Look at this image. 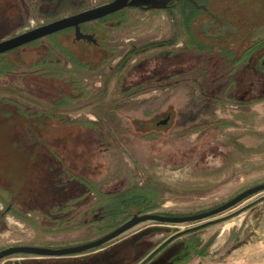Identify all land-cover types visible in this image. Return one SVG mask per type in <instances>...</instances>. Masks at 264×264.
<instances>
[{"label": "rangeland", "instance_id": "374dc122", "mask_svg": "<svg viewBox=\"0 0 264 264\" xmlns=\"http://www.w3.org/2000/svg\"><path fill=\"white\" fill-rule=\"evenodd\" d=\"M107 1L0 0V40ZM203 2L219 12L233 0ZM198 23L189 31L204 51L188 45L179 15L127 7L83 25L103 47L74 42L68 29L0 54V197L30 218L1 200L0 248L47 247L46 236L81 244L126 220L96 206L71 174L105 195L136 188L156 206L150 212L169 215L212 208L264 182V58L232 57V46L201 36ZM133 47L139 52L121 66ZM29 163V176L12 178ZM257 198L264 190L215 217ZM202 222L145 221L100 248L150 230L124 248L122 264H134Z\"/></svg>", "mask_w": 264, "mask_h": 264}, {"label": "crops", "instance_id": "0c3cea01", "mask_svg": "<svg viewBox=\"0 0 264 264\" xmlns=\"http://www.w3.org/2000/svg\"><path fill=\"white\" fill-rule=\"evenodd\" d=\"M257 200L258 198L253 199L219 216L224 217L222 220L175 237L145 264H264V198ZM193 226L195 225L178 231ZM44 239L52 242L51 245L47 244V247L58 248L76 244L70 240L61 242L66 240L64 237L54 239L46 236ZM21 243H10L0 249ZM101 249L103 248L62 257L14 254L2 259L0 264H90L83 258L99 253ZM143 256H140V260ZM138 260L134 264H137Z\"/></svg>", "mask_w": 264, "mask_h": 264}, {"label": "water", "instance_id": "95a60500", "mask_svg": "<svg viewBox=\"0 0 264 264\" xmlns=\"http://www.w3.org/2000/svg\"><path fill=\"white\" fill-rule=\"evenodd\" d=\"M172 0H111L109 2L97 5L95 7H91L55 20L47 22L45 24L36 26L34 28L25 30L23 32L12 35L8 38H4L0 40V54L15 49L17 47L26 45L43 37H46L52 33L58 32L60 30L66 28H73L74 35L77 40H86L88 42H96L94 35L92 33H85L81 30V24L87 23L90 21L98 20L103 18L109 14H112L116 11H119L125 7H143L145 9H164L167 7L168 3ZM194 5L201 7L203 9H207V7L202 4L198 5L196 1L190 0ZM210 18L213 17L212 13H209ZM217 19V17L215 16ZM224 23H227L224 19L222 20ZM213 22L210 20L207 21L206 24L201 25L199 27L200 32H206L209 25H213ZM257 35H264V24L258 28ZM214 36H218L217 34ZM264 190V182L253 185L239 192L235 196L230 199L218 204L212 208L195 212L191 214H183V215H169L162 214L157 212H143V213H135L130 216L128 219L123 221L121 224L116 226L111 231L106 234L90 240L85 243L70 245L65 247H40V246H32V245H11L5 248L0 249V261L6 257H9L14 254H28V255H37V256H72L76 254H81L84 252H88L94 249H98L103 246L105 243L115 239L125 231L134 227L135 225L145 222V221H155L159 223H190L203 221L193 227H190L186 230L192 231L196 230L199 227L206 225L208 223L222 220L224 217L215 218V216L222 214L226 210L235 206L240 201L246 199L247 197L258 193ZM260 200V199H258ZM257 200V201H258ZM185 231V230H184ZM182 231H178L173 235L169 236L159 245H157L151 252H149L141 261L137 264H144L147 262L156 252L161 250L171 239Z\"/></svg>", "mask_w": 264, "mask_h": 264}, {"label": "flooded vegetation", "instance_id": "af4514ba", "mask_svg": "<svg viewBox=\"0 0 264 264\" xmlns=\"http://www.w3.org/2000/svg\"><path fill=\"white\" fill-rule=\"evenodd\" d=\"M194 1H196L198 5L204 4L207 7V9H203L201 7L194 5L190 0H172L168 3L167 7L164 9H145L143 7H136V8H140L148 11L164 10V11H168L169 13H173V15H179L181 21L183 22V25L186 26L188 37H190L189 24L194 19H197L199 21L197 32L206 39L219 40L228 46L231 45L232 48L234 47L235 49L234 48L232 49L230 47L231 49L225 50L230 52L232 57L236 55L237 58L252 59L255 56H258L259 58L262 57V59L264 58V35L259 36L256 34L258 28H260L264 24V0H233V2L231 3H226L219 12L210 11L208 5L205 2H203V0H194ZM199 13L201 14V16H205L204 20L201 21L200 20L201 18L197 17L198 16L197 14ZM209 13H212L213 17L210 18ZM215 16L217 17V19L215 18ZM223 19L227 23H224V21H222ZM208 20H210V22H213L214 24L209 25L206 32H200L199 27L201 25L206 24ZM216 34L218 36H214ZM192 47H194L196 51H204L203 49L197 50V46L195 45H192ZM6 210L7 212H9V207H7ZM149 231L150 230H142L135 234L126 236L121 240L114 241L111 244L105 246L103 249H101L102 250L101 252L90 256L88 255L85 258H83V260L89 261L90 264L92 263L122 264L123 262L126 263V256L124 254V248L126 247V245L128 243L131 244L133 243L135 246H138L139 242L142 241L145 235H148ZM152 250L153 249H148L145 255L142 257V259ZM140 252H141L140 249H136L134 251L135 257L139 255ZM158 252H156L149 260L153 259ZM141 260L139 258L138 262Z\"/></svg>", "mask_w": 264, "mask_h": 264}, {"label": "trees", "instance_id": "16d2710c", "mask_svg": "<svg viewBox=\"0 0 264 264\" xmlns=\"http://www.w3.org/2000/svg\"><path fill=\"white\" fill-rule=\"evenodd\" d=\"M107 17H104V18L99 19V20H106ZM83 25L84 24L81 25L82 31H84L83 30L84 29ZM68 29L73 30V28H66V29L60 30L58 32L52 33V34H50V35H48L46 37L57 36V35H59L61 33L67 32ZM73 33H74V30H73ZM94 38H95V36H94ZM190 38H191V40H190V43L188 45H190V46L195 45V46H197V50H202V47L198 44V42L196 40H194V37H193V35L191 33H190ZM38 41H39V39L36 40V41H33L31 43H28L26 45H33V44H36ZM73 41L74 42H80V43L82 42L84 44L85 43H90V44H94L96 46H102L99 43H97V41L95 43H93V42H88V41L82 40V39L77 40L75 38V35H74ZM164 44H165L164 42L148 43V44L142 46L139 50H146L148 48L161 46V45H164ZM23 46H25V45H23ZM23 46H20V47H23ZM20 47H17L15 49H18ZM135 48L136 47H133L129 51V53L126 54L123 57L122 62H121V66L125 63V61L129 58V56L131 54L139 52V50L135 49ZM15 49H12V50H15ZM12 50H10V51H12ZM10 51H7V52H10ZM4 53H6V52H4ZM62 104H65V101H63L60 105H62ZM35 122H36V126H39V123L37 121H35ZM7 130H8V128H7ZM8 134L11 135V132L8 131ZM14 143L19 146L18 143H16V142H14ZM26 155H27V153H26ZM29 162H30V159H29ZM30 166H31V169H32V164L31 163H29L28 167H26V165H25V167L20 168V171L15 172L16 174H14L12 178H14V179L19 178L18 176H19L20 172H24V171L29 176L30 171L28 172V170H29ZM67 179L68 180H77L79 183H82L87 188V193L88 194H93L94 197L96 198L95 205L96 206H100V207H102V208H104L106 210H109L111 212V214L113 215V217H112L113 219H116L117 216H122V219H127L128 217H130L131 215H133L135 213L148 212V211H151L154 208H156L155 205H150L149 204V200L145 197L144 194H140L139 195V193H137V189L136 188L126 189V190H124V191H122L120 193H114V194L105 195L100 190L99 184H96V183H93V182L89 181L88 179H86L82 175L71 174V175H69L67 177ZM15 181L16 180L13 181L14 184H15ZM0 201L5 205L6 208L9 207V212L12 213L14 216H17L20 219H24V220L29 221L28 219H30V218H28L26 216V214H23L22 212L18 211L16 209V207H14V205L11 202L8 203L7 201L3 200L1 197H0ZM187 232H189V231L188 230L182 231V232L178 233L177 235H175L172 239H174L175 237L180 236L182 234H185Z\"/></svg>", "mask_w": 264, "mask_h": 264}, {"label": "built area", "instance_id": "2783aa9c", "mask_svg": "<svg viewBox=\"0 0 264 264\" xmlns=\"http://www.w3.org/2000/svg\"><path fill=\"white\" fill-rule=\"evenodd\" d=\"M40 25H42V24H40ZM39 26V25H38ZM36 27V26H35ZM32 28H34V27H32ZM29 29H31V28H29ZM28 30V29H27Z\"/></svg>", "mask_w": 264, "mask_h": 264}]
</instances>
